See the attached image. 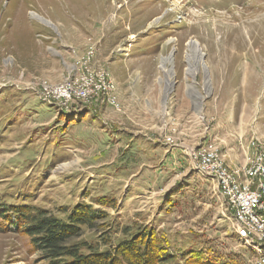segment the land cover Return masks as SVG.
I'll list each match as a JSON object with an SVG mask.
<instances>
[{
	"label": "rangeland",
	"instance_id": "1",
	"mask_svg": "<svg viewBox=\"0 0 264 264\" xmlns=\"http://www.w3.org/2000/svg\"><path fill=\"white\" fill-rule=\"evenodd\" d=\"M90 46L126 93L120 112L92 105L65 114L42 98L43 84L65 81ZM163 64L174 72L171 91ZM1 123L5 208L32 201L61 216L105 198L108 218L73 242L113 250L126 232L151 229L181 263L202 252L213 264H261L236 237L217 183L190 157L219 148L235 169L225 151L246 159L251 140L264 142V0H0ZM124 131L142 137L130 145ZM152 136L172 162L135 147ZM2 224L0 264H48L30 237Z\"/></svg>",
	"mask_w": 264,
	"mask_h": 264
},
{
	"label": "trees",
	"instance_id": "2",
	"mask_svg": "<svg viewBox=\"0 0 264 264\" xmlns=\"http://www.w3.org/2000/svg\"><path fill=\"white\" fill-rule=\"evenodd\" d=\"M118 135L130 139L128 143L130 145H133L136 139L129 132H121ZM135 147L141 148L138 149L140 152L144 149L149 153L153 152L160 163L173 161V155H170V160L162 158L164 146H155L148 141V144L145 142V145ZM147 151L145 150L144 154H149ZM122 163L126 165L127 162ZM141 167L147 168V165ZM96 205L100 208L83 202L73 208L63 207L60 208L61 216H58L48 210L36 208L32 201L11 205L8 208L0 203V220L4 229L15 224L17 232L30 237L33 250L40 253L48 264H213L214 261H218L201 252V255L190 253L181 263L180 256L172 253L151 229L136 231L133 234L126 232L125 234L130 235L129 238L120 241L113 250L101 249L99 243L93 245L87 241L73 242L82 236L85 229L98 230L101 221L108 218L107 212L102 208L110 207V202L100 198ZM102 239L104 246L111 244L108 237Z\"/></svg>",
	"mask_w": 264,
	"mask_h": 264
},
{
	"label": "built area",
	"instance_id": "3",
	"mask_svg": "<svg viewBox=\"0 0 264 264\" xmlns=\"http://www.w3.org/2000/svg\"><path fill=\"white\" fill-rule=\"evenodd\" d=\"M97 49L90 46L61 84H43L42 98L65 114L82 112L78 107H111L120 112L117 85L109 71L97 66ZM89 106V107H88ZM243 168L230 169L219 148L201 147L191 153V163L211 177L234 216L237 237L262 254L264 264V142L253 139Z\"/></svg>",
	"mask_w": 264,
	"mask_h": 264
},
{
	"label": "crops",
	"instance_id": "4",
	"mask_svg": "<svg viewBox=\"0 0 264 264\" xmlns=\"http://www.w3.org/2000/svg\"><path fill=\"white\" fill-rule=\"evenodd\" d=\"M133 93V94H132ZM131 93V96L133 97L131 100H134V98H139L138 97V95H139V93L137 94V93H135L134 91ZM125 95H126V93H125V91H121L120 93H119V95H118V97H119V101H120V103L121 102H125V99H126V97H125ZM134 95H135V97H134ZM110 108V107H109ZM111 109H113V108H111ZM114 110V109H113ZM124 132H127V131H124ZM135 134V133H134ZM134 137L136 138V139H138V138H140V137H142V135H137V134H135L134 135ZM150 137V136H149ZM153 138H147L146 137V141H149V142H151V143H153L155 146H160L161 144H159V142L157 143L155 140H156V138H154V136H152ZM145 138V137H144ZM161 146H164L165 147V144H162ZM225 153V155H226V161H227V163L231 166V167H233V168H238V167H244L245 166V164L247 163V158L245 159H243V156H242V151L241 150H236V151H234V150H228V151H225L224 152ZM248 154V153H247Z\"/></svg>",
	"mask_w": 264,
	"mask_h": 264
},
{
	"label": "bare ground",
	"instance_id": "5",
	"mask_svg": "<svg viewBox=\"0 0 264 264\" xmlns=\"http://www.w3.org/2000/svg\"><path fill=\"white\" fill-rule=\"evenodd\" d=\"M36 15V14H35ZM36 17H38L39 18V16H37L36 15ZM40 19V18H39ZM194 51H196V52H198L199 51V49H198V47H197V44H194ZM164 63H171V59H169V58H166L165 60H164ZM198 66H199V64H198ZM162 70H163V72H165V74H166V77H167V82H168V90L169 91H171V89H172V87H173V83H171L170 82V78H172L173 77V75H174V72H173V70H168L167 69V66L165 65V64H163V66H162ZM187 70H189L190 72H193V66H190ZM168 91V92H169ZM211 91V88H210V85L208 86V92H210ZM198 98H199V96H198Z\"/></svg>",
	"mask_w": 264,
	"mask_h": 264
}]
</instances>
